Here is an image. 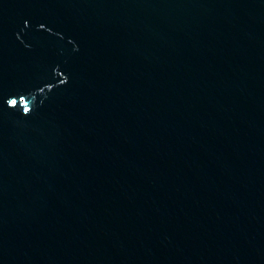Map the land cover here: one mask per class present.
<instances>
[{"label":"water","instance_id":"95a60500","mask_svg":"<svg viewBox=\"0 0 264 264\" xmlns=\"http://www.w3.org/2000/svg\"><path fill=\"white\" fill-rule=\"evenodd\" d=\"M0 264H264V0H0Z\"/></svg>","mask_w":264,"mask_h":264}]
</instances>
